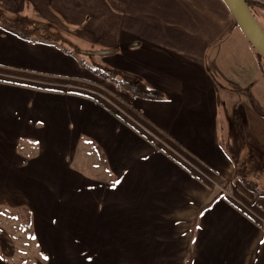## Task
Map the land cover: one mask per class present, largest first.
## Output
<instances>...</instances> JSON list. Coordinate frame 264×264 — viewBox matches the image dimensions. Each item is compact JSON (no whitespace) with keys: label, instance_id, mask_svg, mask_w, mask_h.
I'll use <instances>...</instances> for the list:
<instances>
[{"label":"crops","instance_id":"crops-1","mask_svg":"<svg viewBox=\"0 0 264 264\" xmlns=\"http://www.w3.org/2000/svg\"><path fill=\"white\" fill-rule=\"evenodd\" d=\"M0 189L34 264H264L263 61L226 3L0 0Z\"/></svg>","mask_w":264,"mask_h":264},{"label":"rangeland","instance_id":"rangeland-1","mask_svg":"<svg viewBox=\"0 0 264 264\" xmlns=\"http://www.w3.org/2000/svg\"><path fill=\"white\" fill-rule=\"evenodd\" d=\"M254 1L260 3V5L254 9V13L257 23L264 31V0ZM62 36L66 37V40L71 39L67 35ZM73 42L75 44H71L75 46L74 50L78 57L85 58V61L91 65L105 68L99 65L101 63V55L84 54L85 51L97 52V50L83 49L86 47L84 44L77 41ZM96 62L98 64H96ZM233 119L232 127L238 129V124L240 125L239 120L235 119V117H233ZM233 145L236 147L235 144ZM233 152H235V150ZM3 196H5V190L0 189V198ZM32 220L33 216L30 210L28 211L26 208L0 205V264H34V259H40L37 246L33 239L34 237L31 234L33 227Z\"/></svg>","mask_w":264,"mask_h":264},{"label":"trees","instance_id":"trees-1","mask_svg":"<svg viewBox=\"0 0 264 264\" xmlns=\"http://www.w3.org/2000/svg\"><path fill=\"white\" fill-rule=\"evenodd\" d=\"M249 10L253 14L254 17V9L260 5V3L254 0H246ZM259 54V53H258ZM261 60L263 61L264 68V58L259 54ZM84 64V63H82ZM94 72H96L99 76L103 77L106 80L113 82L118 89H125L130 92L135 97H140L149 100H163L165 98L164 94L154 88L147 86L141 80H135L131 77L125 75L123 72L108 69V68H94ZM238 130L241 132V125L238 124Z\"/></svg>","mask_w":264,"mask_h":264},{"label":"water","instance_id":"water-1","mask_svg":"<svg viewBox=\"0 0 264 264\" xmlns=\"http://www.w3.org/2000/svg\"><path fill=\"white\" fill-rule=\"evenodd\" d=\"M234 18L236 19L238 25L244 32L245 36L248 38L250 43L254 46L256 51L264 58V31L261 29L257 23L255 17L249 10L246 0H223ZM108 51L101 50L97 52L85 51L84 54L87 55H105Z\"/></svg>","mask_w":264,"mask_h":264}]
</instances>
